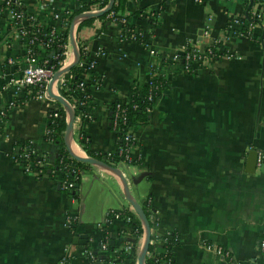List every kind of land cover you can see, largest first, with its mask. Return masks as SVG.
<instances>
[{"label": "crops", "instance_id": "crops-1", "mask_svg": "<svg viewBox=\"0 0 264 264\" xmlns=\"http://www.w3.org/2000/svg\"><path fill=\"white\" fill-rule=\"evenodd\" d=\"M89 1L21 0L38 27L55 29L64 26L53 19L55 13H73ZM248 1L250 6V0H127L121 13L143 41L124 37L122 25L101 16L75 31L77 46L79 41L86 45L101 77L99 86L89 90L90 113L78 112L74 119L77 154L87 156L78 142L81 133L95 153L114 152L112 104L125 103L130 89L139 90L158 76L166 83L147 122L133 129L132 156L139 163L116 166L141 207L147 201L154 210V252L164 253V241L176 239L172 264H264V2L252 5L249 20ZM204 30L222 56L184 69V50L202 49ZM28 48L15 35L14 21L0 0V264H93L84 250L98 252L94 264H130L133 259L137 264L141 237L134 258L123 251L132 240L124 220L104 222L109 210L137 217L115 177L92 165L81 171L79 195L85 205L79 216V200L60 188L59 174L37 177L12 159L24 142L39 154L55 156L44 138L46 113L61 105L37 100L33 88L12 83L29 64L38 65ZM71 59L68 36L62 66ZM53 88L61 95L62 87L55 83ZM76 93L67 99L75 111ZM251 150L257 152L253 172L247 168ZM144 172L138 184L145 181L146 187L140 192L130 178ZM67 216L77 217L73 232ZM103 229L111 252L101 247ZM207 245L220 246L230 256ZM118 252L119 262L105 259Z\"/></svg>", "mask_w": 264, "mask_h": 264}, {"label": "trees", "instance_id": "trees-1", "mask_svg": "<svg viewBox=\"0 0 264 264\" xmlns=\"http://www.w3.org/2000/svg\"><path fill=\"white\" fill-rule=\"evenodd\" d=\"M127 0H115L112 9L103 14L101 17L108 18L110 13H114V16L118 19L123 17L122 10L125 7V3ZM260 2L262 0H250L245 3L244 11L246 14V18L251 20V7L255 2ZM108 0H90L86 3H81L80 7L76 9L73 13L70 14L68 18V24H62V27L55 29L54 34L50 35L51 30L54 27L49 28H41L38 27L35 21H27L26 29L31 33H35L36 43L34 45H28L30 48L29 55L31 58H35L38 62V65L51 66L56 71L60 68L61 63L65 56V46L68 42L69 36V25L70 21L75 14L86 10L92 9H101L107 4ZM118 12L120 14H118ZM109 19V18H108ZM127 21V19H126ZM90 20L82 21L78 27L77 32L84 24H87ZM122 25L124 31V37L128 38L130 34L134 31V28L126 22V24H121L118 20L114 21ZM136 33V32H135ZM137 34V33H136ZM137 40L143 41V37L141 35H137ZM86 45H84L81 41L78 42V48L80 53V59L76 65H74L67 73L64 74L63 78L65 79L64 86L59 90L61 95H63L66 99L72 100L69 96L70 92H78L75 95V101L77 102V108L75 111V116L78 112H81L83 115H88L93 108L92 98L89 95V90L93 86H99L101 82V77L95 72L94 67L88 69L87 66L89 61L93 60L89 51L84 49ZM212 51L217 55H222L223 52L218 49L219 44H212ZM87 62L86 65H80V63ZM83 82L82 90L79 87V83ZM166 89V83L161 76L156 77L154 80H151L150 83L143 84L139 90L130 89L127 96V101L125 103L115 102L111 106V114H110V128L115 133L117 138V146L114 152H99L95 153L89 147V139L85 134L81 133L78 136V142L82 145V148L86 152L88 156L95 157L97 159L103 160L104 162L116 166L118 163L124 162L127 165H137L139 162L135 157H126L128 146L133 144L132 140L126 141L125 136L127 129L131 128L132 130L136 128L138 125L144 124L147 122L148 113L150 109L155 105L157 99L162 95L163 91ZM119 104L120 110H123V119H118L116 125H114V113L116 112L117 105ZM56 114V115H54ZM90 117H85L84 121L89 120ZM46 126L47 130L45 133V140L49 141L55 148V156L51 158L48 154H39L38 151L33 149L31 145L27 142L19 144L20 151L22 149L31 147L34 150V153L30 154V160L33 162H41V165L38 166L39 169H42V174L37 175V177H44L45 175L48 178H53L57 173L60 175L59 186L65 191L72 199L79 200V184H80V176L81 171L90 167L87 163H82L73 159L67 152L65 145L63 143V133L66 126V115L65 111L61 106L57 108H48L46 113ZM25 161H23L24 163ZM26 164V162H25ZM35 167V166H34ZM72 183L73 185L70 188L63 187L64 184ZM142 209L149 221L151 229L155 227L157 224V217L154 214V210L149 204V202L145 201L142 204ZM115 212H119L120 215L127 214V212L123 210H114ZM132 214V213H130ZM152 215V218L151 216ZM107 219H109L106 223H109L113 218V215H106ZM152 219V220H151ZM125 225L129 227L130 233L132 235V240L127 239V243L130 245L131 250L126 253H131L135 258V252L132 250L136 245L138 239L141 237L142 229L139 222V219L134 215L131 221H124ZM78 221L75 220L70 227L71 231H75L77 228ZM104 230V229H103ZM124 231L122 230L121 233ZM102 243L106 244V249L111 252L113 251V247L109 244V235L106 230L102 233ZM174 237V235H173ZM155 235L151 236V239H155ZM176 242V239L165 240L163 245L166 251L162 254H156L154 252L153 244L149 245L148 252L146 254L145 263L146 264H159L157 261L159 258L168 259L170 257L171 246ZM264 252V248H263ZM152 254V255H151ZM98 256V252L91 251L90 255H87L90 263L96 261ZM116 256V257H115ZM115 256H108L105 259L113 260V262H119V257L121 253L118 252ZM134 261V259H133ZM130 264H134V262Z\"/></svg>", "mask_w": 264, "mask_h": 264}, {"label": "built area", "instance_id": "built-area-1", "mask_svg": "<svg viewBox=\"0 0 264 264\" xmlns=\"http://www.w3.org/2000/svg\"><path fill=\"white\" fill-rule=\"evenodd\" d=\"M260 2H264V0H262ZM2 3H3V8L8 11V13L10 14V17L14 21L15 35L19 38H24L28 42V45H34L36 43L35 33L34 32L30 33L26 29L27 21H33L34 18L32 15H29L28 13H26L24 11V9L22 7L21 0H2ZM70 14L71 13L69 11L58 12V13H55L53 15V19L56 21H59V22H64V25H66L69 22L68 18L70 16ZM153 14L154 13H152V15ZM108 18L112 21L118 20L121 24H126V22H127L125 17H120L117 19L114 16L113 12L108 15ZM240 21L235 20V23H237V22L241 23L242 21L241 22ZM247 24L251 25V22H247ZM54 30H55V28H53L51 30L50 35L54 34ZM136 33L132 32L130 34V36L128 37V39L135 40V39H137L136 38L137 35L142 34L139 32H136ZM202 36H203L202 42L204 43L202 49L195 47L191 51L190 50L189 51L184 50V61H183L184 62V64H183L184 69H189L191 66V63L203 62V61H207L210 59L213 60L217 57L222 56V55L216 56L213 53L211 45L217 44V42L207 40V37H208V31L207 30L202 31ZM84 49H86V47ZM218 49L220 50L219 47H218ZM28 53H30V48H28ZM225 55H227V54L225 53ZM228 56L231 57L232 55L228 54ZM29 57H31V56L29 55ZM86 63L81 62L80 65H86ZM94 64H95V60L89 61L87 68L90 69V68L94 67ZM61 66H62V64H61ZM54 72H55V70L51 66L29 64L24 69L22 77L18 78V79H14L12 81V83L14 85H16L17 87H24L25 86V87L33 88L34 89V95H35V98L37 100H40V101L41 100H45V101L53 100V99L47 97L46 89H47L48 83H49ZM152 80H154V78ZM56 83L60 87L64 86L65 79L63 78V75L57 80ZM148 83H150V81ZM79 87L82 90L83 82L79 83ZM54 115H56V114H54ZM118 119L124 120L123 110H120L119 104L117 105L116 112L114 113V122H113L114 125H116ZM125 140L126 141H129V140L133 141V144L128 146V149L126 151L127 152L126 157L129 158V157H132V149L136 145V141H137L136 137L133 133V130L131 128L127 129ZM31 153H34V150L31 147H27V148L24 147V149H22V151H20L19 153L11 154V157L15 162L23 163V161H25L26 164L24 162L23 165H24V170L26 172H32L35 175H41L43 173L42 169H39L38 166H36V165H41V162L31 161L30 160V154ZM121 163H124V162H121ZM125 165H127V164H125ZM72 185H73L72 183H68V184H64L63 187L70 188ZM111 214L113 215L114 219H122L126 222H129L132 220L130 215H128V214L120 215L119 212H115L114 210L108 211V213L106 215H111ZM76 218H77L76 216H67L68 225H72V223L76 220ZM108 220L109 219H107V216H105L104 222H107ZM152 243L153 244L155 243L154 239L150 240V244H152ZM260 246L262 249L264 248V241H261ZM101 247L105 248L106 244L102 243ZM207 248L213 250L216 254L221 255L222 257L230 256L229 252L220 246L213 247L211 245H207ZM130 250H131L130 245L127 243L125 245L123 251L129 252ZM84 253H87L88 255H90V252L88 250H84ZM157 261H159V264H172L171 258H168V259L159 258Z\"/></svg>", "mask_w": 264, "mask_h": 264}, {"label": "water", "instance_id": "water-1", "mask_svg": "<svg viewBox=\"0 0 264 264\" xmlns=\"http://www.w3.org/2000/svg\"><path fill=\"white\" fill-rule=\"evenodd\" d=\"M114 1L115 0H108L107 4L102 9H99L97 11H93V10L83 11L73 16V18L70 21V25H69V41H70V45L72 48V59L68 64L61 66L59 69H57L53 73L48 83L47 89H46V95L48 98H51L54 101L58 102L62 106L63 110L65 111L66 126H65L64 133H63V143L65 145V148L68 154L76 161L87 163L89 165L98 167L110 173L113 177H115L118 180L121 186L122 195L128 201V203H130V205L132 206L134 212L136 213L139 219L141 229H142L141 244L136 253L137 264H146L145 259H146V254L148 252L149 245H150L152 230H151L149 221L140 203L136 201V199L133 197L130 191L129 179L123 174L121 169L118 168L117 166L110 165L104 162L103 160H100V159H97L95 157H91L88 155L81 156L74 151L72 145L74 143L73 123L75 119V109L67 99L55 93L54 88H53L57 80L62 75L67 73L74 65H76L80 59L79 48L75 40V31L77 30L78 25L84 20H89L92 18L100 17L103 14L109 12L113 7ZM256 160H257V152L255 150H251L247 155V168L249 171L253 172L255 170ZM145 175H147V173L144 172V173H141L137 178L131 176L130 179L133 184L137 185L138 182ZM83 200H84V197L80 196L79 197V209H80L79 216H81ZM79 223H80V219H79ZM78 230L82 231L81 225L79 226ZM81 237L86 238L84 235ZM81 243H83V241H81ZM132 250L134 251V248H132Z\"/></svg>", "mask_w": 264, "mask_h": 264}, {"label": "rangeland", "instance_id": "rangeland-1", "mask_svg": "<svg viewBox=\"0 0 264 264\" xmlns=\"http://www.w3.org/2000/svg\"><path fill=\"white\" fill-rule=\"evenodd\" d=\"M145 187H146V183H145V181H141V182L137 185V189H138L140 192H142L143 189H145ZM84 201H85V200H83V204H82V207H83V208H84V205H85ZM109 211H110V210H109ZM107 213H108V211H107ZM107 213H106V214H107Z\"/></svg>", "mask_w": 264, "mask_h": 264}]
</instances>
